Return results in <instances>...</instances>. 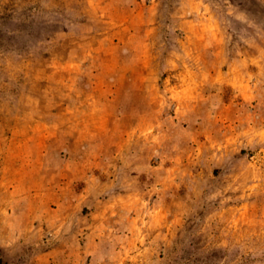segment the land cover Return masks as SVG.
Wrapping results in <instances>:
<instances>
[{"label": "rangeland", "instance_id": "1", "mask_svg": "<svg viewBox=\"0 0 264 264\" xmlns=\"http://www.w3.org/2000/svg\"><path fill=\"white\" fill-rule=\"evenodd\" d=\"M0 264H264V0H0Z\"/></svg>", "mask_w": 264, "mask_h": 264}, {"label": "crops", "instance_id": "2", "mask_svg": "<svg viewBox=\"0 0 264 264\" xmlns=\"http://www.w3.org/2000/svg\"><path fill=\"white\" fill-rule=\"evenodd\" d=\"M77 191H78V190H77ZM77 191H76V192H77Z\"/></svg>", "mask_w": 264, "mask_h": 264}]
</instances>
